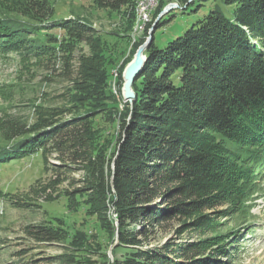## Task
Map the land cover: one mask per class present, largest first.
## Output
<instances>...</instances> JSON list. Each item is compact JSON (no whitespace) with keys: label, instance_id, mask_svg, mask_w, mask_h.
Returning a JSON list of instances; mask_svg holds the SVG:
<instances>
[{"label":"trees","instance_id":"obj_1","mask_svg":"<svg viewBox=\"0 0 264 264\" xmlns=\"http://www.w3.org/2000/svg\"><path fill=\"white\" fill-rule=\"evenodd\" d=\"M204 1L183 0L179 7L194 12ZM226 1L236 6L232 17L214 7L164 47L156 42L157 30L176 15L170 11L160 20L134 83L137 100L126 103L111 157L94 145L93 111L117 108L108 102L115 101L110 59L105 50L97 51L100 45L82 56L69 107L34 105L38 120L29 126L0 119V161L51 144L87 173L90 212L109 226L115 258L100 262L66 254L62 264H221L219 258L231 256L234 243L245 238V218L226 230L206 211L227 205L219 215L227 218L247 209L256 191L255 171L264 163V0ZM94 2L121 12L129 24L124 36L131 37L138 0ZM193 4L195 10L188 9ZM163 6L160 0L136 45L145 41ZM54 11L50 0H0V54L69 65L93 28L61 22ZM64 112L77 114L63 121ZM110 210L116 217L107 216ZM33 227L27 233L38 242L67 239L61 226ZM174 229L178 239L189 229L198 237L163 243Z\"/></svg>","mask_w":264,"mask_h":264},{"label":"rangeland","instance_id":"obj_2","mask_svg":"<svg viewBox=\"0 0 264 264\" xmlns=\"http://www.w3.org/2000/svg\"><path fill=\"white\" fill-rule=\"evenodd\" d=\"M50 2L55 10V19L91 26V40L78 45L69 65H64L62 61L38 64L37 59L24 61L17 53L0 54V119L29 126L38 120L34 105L69 107L72 104L70 88L79 79L77 67L82 62V56L94 54L100 45L97 51L105 50L110 59L107 61L108 82L115 101L108 102L117 108L113 111H93L94 145L97 150L103 148L107 156L111 157L119 139L122 118L127 111L126 103H129L122 97V74L143 43L136 45L147 24L138 32L143 22L137 18L131 37H125L129 24L121 12L99 7L94 0ZM181 2L183 0H164L157 17L170 4L179 5ZM204 2L194 12L186 10L182 13L183 7L170 10L176 16L157 30L156 42L162 47L166 46L172 37L182 35L194 21L204 18L214 7L218 6L227 17H232L236 8L226 0ZM194 5L188 9L195 10ZM85 111L82 109L80 113ZM75 114L64 112L61 119L69 120ZM50 145L46 150L38 149L14 159H11L12 154L6 155L8 157L0 161V264H62L66 261V254L89 257L100 262L109 259L112 262L115 258V239L109 226L90 212L91 190L85 188L86 171L79 163L63 160L62 153L53 151ZM255 174L256 191L247 198V209L234 211L227 218H219L227 205L206 211L224 223L222 228L226 230L237 227L244 218V225L248 226L245 230L240 228L243 230L241 233L246 234L245 238L234 243L235 249L230 251L231 256L219 258L223 261L221 264H264V163ZM241 215L243 218H240ZM107 216L114 218L116 214L110 210ZM43 224L63 227L67 239L38 242L27 233V228L35 229L33 226ZM252 226L255 228L250 231ZM189 230L178 239L174 229L161 241L164 243L170 238L177 242L193 241L198 233ZM77 242L85 248L75 247ZM105 254L106 257L103 256Z\"/></svg>","mask_w":264,"mask_h":264},{"label":"water","instance_id":"obj_3","mask_svg":"<svg viewBox=\"0 0 264 264\" xmlns=\"http://www.w3.org/2000/svg\"><path fill=\"white\" fill-rule=\"evenodd\" d=\"M177 7H179V5L173 3L170 4L161 12V14L157 17L155 22L150 27L146 40L138 47L133 59L125 67L122 74V78H123L122 97L125 102L134 104L135 101L137 100L138 94L134 89V83L140 77V75L143 73L145 69V66L148 61L147 50L150 48L151 44L154 41V33L157 29V26L165 14H167L170 10Z\"/></svg>","mask_w":264,"mask_h":264},{"label":"bare ground","instance_id":"obj_4","mask_svg":"<svg viewBox=\"0 0 264 264\" xmlns=\"http://www.w3.org/2000/svg\"><path fill=\"white\" fill-rule=\"evenodd\" d=\"M158 1L159 0H155L154 5L149 7V9H148V18L149 19L145 23V5L150 4V0H138L137 5H136L137 18L139 19L140 22H143V26H145L148 22H150L151 14L153 12V9L156 8ZM137 30H138V28H137Z\"/></svg>","mask_w":264,"mask_h":264},{"label":"built area","instance_id":"obj_5","mask_svg":"<svg viewBox=\"0 0 264 264\" xmlns=\"http://www.w3.org/2000/svg\"><path fill=\"white\" fill-rule=\"evenodd\" d=\"M154 2H155V0H150V4L145 5V23H146V21L149 19V18H148V9H149V7H151V6L154 5ZM143 27H144V26H143ZM143 27L140 28V30H139L138 32H141L142 29H143Z\"/></svg>","mask_w":264,"mask_h":264}]
</instances>
